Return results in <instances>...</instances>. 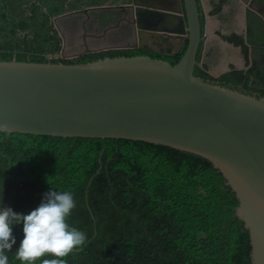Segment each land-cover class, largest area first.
Here are the masks:
<instances>
[{
    "label": "trees",
    "instance_id": "1",
    "mask_svg": "<svg viewBox=\"0 0 264 264\" xmlns=\"http://www.w3.org/2000/svg\"><path fill=\"white\" fill-rule=\"evenodd\" d=\"M12 3L0 0V61L46 63L43 54L52 49L35 42L52 36L50 17L35 7L24 9V0ZM186 48L187 43L175 56L114 50L63 63L145 55L175 65ZM195 76L210 78L201 68ZM225 79L249 89L243 72ZM51 188L73 194L76 207L68 223L87 236L82 249L65 258L67 264H251L249 231L234 213L239 201L221 172L201 156L123 139L0 132V203L28 214ZM22 229L13 226L9 264H21L15 252Z\"/></svg>",
    "mask_w": 264,
    "mask_h": 264
},
{
    "label": "water",
    "instance_id": "2",
    "mask_svg": "<svg viewBox=\"0 0 264 264\" xmlns=\"http://www.w3.org/2000/svg\"><path fill=\"white\" fill-rule=\"evenodd\" d=\"M198 1L131 0L121 6L132 11L137 39L147 33L155 46L143 45V37L108 50L175 56L187 43L175 65L145 55L85 64L0 61V132L123 139L201 156L239 201L234 213L249 231L251 264H264V98L195 76L202 41ZM101 51L107 49L65 55L64 48L62 56Z\"/></svg>",
    "mask_w": 264,
    "mask_h": 264
},
{
    "label": "flooded vegetation",
    "instance_id": "3",
    "mask_svg": "<svg viewBox=\"0 0 264 264\" xmlns=\"http://www.w3.org/2000/svg\"><path fill=\"white\" fill-rule=\"evenodd\" d=\"M54 1L24 0L22 5L27 10L38 7L43 11L39 13L50 17L48 28L52 36H39L36 39V41L41 40L37 46L52 49L51 52L43 54L47 62L60 63L76 59L64 58L62 56L64 48L65 55H70L85 49L114 51L108 49L143 41V37L146 41L142 44L149 43L147 33L142 34L141 40L137 39L138 32L132 23V11L128 7H121L128 6L131 0L113 1L114 5L108 7L114 9L107 10L90 8L91 6H85V1L82 0H67L66 5L65 2L62 4L63 8L62 0H56V5ZM12 2L13 5H17V0ZM86 2L91 3V1ZM168 5L172 7L171 2H168ZM198 7L202 41L195 71L198 68L203 69L210 76L207 82L211 84L264 98V19L254 14L256 12L264 14V0H199ZM100 11L106 13L102 14ZM96 18H103L102 23L98 24ZM215 23L220 29L213 32ZM20 34L22 38L27 36L26 32ZM216 35L219 39L222 37L223 40L220 41L227 45L222 54H216L215 51ZM152 46L155 44L152 43ZM228 47L233 49L234 53L230 54ZM222 59L226 61L225 64H221ZM240 72L250 78L249 89L242 83L235 86L225 79L229 74Z\"/></svg>",
    "mask_w": 264,
    "mask_h": 264
},
{
    "label": "clouds",
    "instance_id": "4",
    "mask_svg": "<svg viewBox=\"0 0 264 264\" xmlns=\"http://www.w3.org/2000/svg\"><path fill=\"white\" fill-rule=\"evenodd\" d=\"M75 207L71 192L52 188L28 214L16 213L0 203V264H9L6 253L16 244L13 226L20 224L23 239L16 249V260L21 264H67L65 258L87 243L86 234L68 223Z\"/></svg>",
    "mask_w": 264,
    "mask_h": 264
},
{
    "label": "crops",
    "instance_id": "5",
    "mask_svg": "<svg viewBox=\"0 0 264 264\" xmlns=\"http://www.w3.org/2000/svg\"><path fill=\"white\" fill-rule=\"evenodd\" d=\"M67 0H62V3H61V7L63 8L64 6L62 5L64 2H65V5L67 4V2H66ZM69 1H71V0H69ZM82 1H85L84 2V5L85 6H88V5H90L91 7L90 8H92V7H94V8H99V7H102V6H108V5H114V3H113V1L114 0H82ZM86 1H91V3L90 2H86ZM119 1H121V0H119ZM74 10H76L77 8H73ZM111 9H114V8H111ZM102 19L103 18H96L95 20L96 21H98V24H101L102 23ZM75 22V21H74ZM213 24V23H212ZM220 29V26H218L217 25V23H215V25H214V27H213V32H215V31H218ZM211 30H212V27H211ZM218 33V32H217ZM149 38V37H148ZM220 39L221 40H223V38L222 37H220ZM220 39L217 37V35L215 36V41H216V43H217V45H216V54L218 53V54H222L224 51H225V49L227 48V45L225 44V43H223V42H221L220 41ZM148 42H149V44L152 46V42L148 39ZM228 52L230 53V54H232V53H234V50L233 49H231L230 47H228ZM226 63V61H224L223 59H222V61H221V64H225Z\"/></svg>",
    "mask_w": 264,
    "mask_h": 264
},
{
    "label": "rangeland",
    "instance_id": "6",
    "mask_svg": "<svg viewBox=\"0 0 264 264\" xmlns=\"http://www.w3.org/2000/svg\"><path fill=\"white\" fill-rule=\"evenodd\" d=\"M117 1H119V0H114V2H117ZM54 3H55V5H56V0L54 1ZM34 12H36L37 14L39 13V12H43L40 8H38V7H35V9L33 10ZM100 12H102V14H105L106 13V11H100ZM43 15H45V14H43ZM40 16H42V15H40ZM41 42V40H37L36 42H35V45H37L38 43H40Z\"/></svg>",
    "mask_w": 264,
    "mask_h": 264
}]
</instances>
